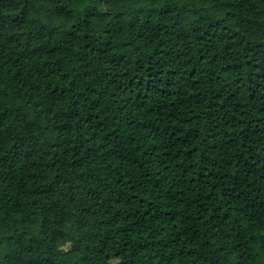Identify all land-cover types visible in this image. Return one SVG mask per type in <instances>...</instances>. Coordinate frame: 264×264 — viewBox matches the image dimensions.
Returning <instances> with one entry per match:
<instances>
[{
  "label": "trees",
  "instance_id": "16d2710c",
  "mask_svg": "<svg viewBox=\"0 0 264 264\" xmlns=\"http://www.w3.org/2000/svg\"><path fill=\"white\" fill-rule=\"evenodd\" d=\"M0 264H264V0H0Z\"/></svg>",
  "mask_w": 264,
  "mask_h": 264
},
{
  "label": "clouds",
  "instance_id": "9594fccd",
  "mask_svg": "<svg viewBox=\"0 0 264 264\" xmlns=\"http://www.w3.org/2000/svg\"><path fill=\"white\" fill-rule=\"evenodd\" d=\"M74 6L77 7V8H79V7H81L82 5H78V4H77V5H74Z\"/></svg>",
  "mask_w": 264,
  "mask_h": 264
}]
</instances>
